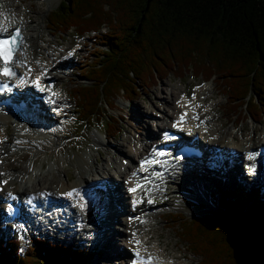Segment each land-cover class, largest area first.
I'll return each mask as SVG.
<instances>
[{
    "label": "trees",
    "instance_id": "16d2710c",
    "mask_svg": "<svg viewBox=\"0 0 264 264\" xmlns=\"http://www.w3.org/2000/svg\"><path fill=\"white\" fill-rule=\"evenodd\" d=\"M48 27L105 46L81 70L90 83L76 87L77 109L90 125L99 120L115 131L114 101H132L157 80L186 72L215 78L230 108L254 120L264 114V0H61ZM220 207L223 213L167 219L179 222L178 234L204 264H264L260 191L230 192ZM64 248L72 258L64 264L92 260L87 250ZM20 249L18 240L0 236V264H56L39 243Z\"/></svg>",
    "mask_w": 264,
    "mask_h": 264
},
{
    "label": "bare ground",
    "instance_id": "6f19581e",
    "mask_svg": "<svg viewBox=\"0 0 264 264\" xmlns=\"http://www.w3.org/2000/svg\"><path fill=\"white\" fill-rule=\"evenodd\" d=\"M1 3H5V5H2L0 8L8 7V9H14L15 7L12 3V0H4V2L2 1ZM30 18L31 17L25 15V18H23L22 20L19 19L18 22V24H21L24 27L25 34L27 36V41L24 45V51L31 62L34 64L36 71L41 72L47 77V79L52 80L51 90L48 92V94L52 93L54 97L57 98L58 94L61 95V89L63 88L62 90L65 91L66 96L61 95L62 99L60 98V104H58L57 112L50 116V118L48 119V123L34 121V119L29 118V116H27L25 113H20V115H18L15 112L14 114H11L8 111H4L5 109L0 110V130L4 128V136H2V133L0 132V143H7V145H9L7 147L0 146V154H4V161L3 159H0V174H2L0 175V200H5L2 205L0 203V206L4 205L3 207L5 210V204H7L8 200H10L12 197H43V193L45 195H53L54 199H56L59 203H63L65 201H68L66 199H69L71 202V206L73 207L74 216L77 217V225H81V227L77 226V230L75 232H71L72 236H74V238L76 239H78L79 236L81 240L84 239L92 243L96 242V244L100 245L101 248L110 250V255L117 254L109 243L116 245L120 250L117 251L120 260L115 261L114 264H130L132 262L131 251H134L136 249L149 254L154 253L157 256L155 264H178L179 257H177V255L175 256L174 254L171 255V253L167 251L168 246L171 245L170 242L163 244V241L161 240L164 230L162 231L161 228L154 225L155 222H157V218L160 216V211L158 212L159 209L155 210V208H151V206L153 205L152 198L156 195L161 194L165 199L166 196L169 198V196L172 195V203H174L179 195L184 192L190 193L192 197H194L193 199L198 201L209 199V195L212 196L215 190L217 188L219 189L218 183H216L212 179H210L211 181L209 180L207 174L205 173L209 172L210 170H207L204 166H202L196 172L191 174L188 173V178H190V183H192L193 188H191V186L189 185L188 188L179 191L178 195L174 193V191L177 189L174 186L168 184L169 182L177 183L178 177L176 175L173 176V173H168L162 176L160 180H157V182H154L150 194L146 195V197L144 196L143 192H138L136 195L128 194L126 191V185H133L127 182L128 176H131L135 171L138 170V165L136 163L140 160V157L147 154V152L152 149V145L156 143L157 139L159 138L158 135L153 134V130L152 133L147 132V136L140 138V141H135L130 136H127L125 138H122V142L118 141L114 144L110 142L112 147L111 151L109 150V148H104L106 145H108L106 144L105 139L101 138L97 132H94L92 134V137L94 140V145H96L95 150L100 153V150L103 147L105 153L107 154V157H102L104 158V163L102 165L97 164L96 159L93 158L95 157V153H93L94 151H88L89 153L86 152L85 155L77 156L73 161L72 165L76 168L78 173L77 179L72 180L70 178H66V181H58L60 180L59 175L64 172L63 166L60 164H58L59 166L57 168H54L52 166L50 167V165L48 169L46 168L47 172L51 174V178H49L44 170L45 162L42 163V167H39V165H36V158L38 155H40L39 153L41 151H44L48 147H51V144L54 140H60L61 138H65L68 135L66 132V125L62 118L68 117L73 111L74 102L72 101V98H74V93L73 90L65 86L66 81L61 71L59 73L56 71H58L61 66L64 67L63 64L65 62L62 63V61H70L71 59L65 56L60 60H56L52 52L53 50H48L46 48L44 49L46 53L48 52V58L42 60L38 57H34L33 51L37 47H39V45L36 46L35 42L31 43V39L35 37H33L34 34L29 33L31 31L29 29L31 25H28L31 21ZM4 19L7 22L4 23ZM7 19V12L3 11L2 15H0V23H3L10 29L11 27L9 26L11 25V23H13L14 20H12V17H10L8 20ZM32 27H34L32 28V30H34L37 34L36 39H40L42 26L38 22L35 26L32 25ZM29 43L31 45H28ZM82 80L89 79L85 76H82ZM57 81H60L62 83V88H60V90L57 86ZM163 89L166 92L165 95L162 96L160 93H156V98H162L164 104L162 109V112H164V114L162 115L163 120L159 123V125L157 123V130L164 131L166 127L173 124L175 117L181 112V110H184V108H189L192 114L195 115V118L193 121L188 123V127L194 129V131L200 135V144L217 149L216 145L219 144L214 141L218 140L223 147L222 151L224 150L228 153L227 150H229V155L227 156L226 152H223L221 158L218 156L219 152L216 151L214 162V167L215 164H219L220 167H224L226 169V182L229 181L227 185L232 182L231 178H237L239 180L247 178L241 173V171H237L235 163H238L240 158L245 157L246 153L251 150V148L255 150L254 152L259 150L261 147H263L264 142H260L257 147H253L251 143V145H249V142H251L250 140L253 139V136L243 138L244 141H240L239 139H237L234 132L227 131L228 137L233 139V141L229 144L228 141L223 138V136L225 135V130L221 131L220 129L225 125V123H220L222 126L216 127L215 129H212L211 126L209 127V124L211 123H207L208 121H212L211 112L213 110L217 111V107L214 103H210L207 108L205 107V105L208 104L206 103L208 99V95H206V89H208L207 87L201 86L196 89V91H194L192 99H189V94L184 91L175 93L174 88L172 90H169L168 88ZM210 92V96H214L216 93L215 87L212 88ZM28 94L32 97L30 103L38 104L40 108H43L36 99V94L32 89H28ZM169 94L171 95V98L169 97ZM170 99H172L171 104L173 106H170L168 108ZM66 104L68 105L66 106ZM198 104H200L199 107L197 106ZM161 107L162 106H160V108ZM153 112L154 111H152V113ZM224 113L225 112L223 111L222 114H219L217 119L221 120V116ZM14 117H16L15 121ZM204 117L207 118V122L202 124V119ZM57 119L61 120L60 124L59 126L56 125L55 127H53V121ZM12 122L14 124L12 128L13 130L10 128V124H12ZM233 123L236 124V120ZM28 126H32V128H34L36 132L31 131ZM243 128L242 130H244ZM256 129L258 130L257 127H253L254 133ZM10 133L12 137H9ZM212 136H217L218 139L213 138ZM63 148V146L60 147V149ZM11 160L19 163H14ZM25 161L26 163H23ZM39 164L41 165V163ZM10 168H18L19 171L10 173ZM197 173L198 175L196 176L199 179H196L194 176ZM5 180L8 181L7 184L2 183V181ZM48 181L49 184L57 182L59 183L56 184V187H46V183ZM261 182H264V180L258 182L261 184V187H263L264 184ZM17 183L18 185H20V189L17 188ZM205 183H208L209 185H206ZM43 184L45 185L44 187ZM97 184H109V187L114 189H118L115 186L120 187V189L115 191V193L111 190L107 192V195L109 196L113 195L114 193L116 196H118V194H121L122 197H119L116 200L117 202L111 200L110 204L106 205V207L110 209L109 214L112 215L111 218H109L110 222H113V220L115 222L118 221L119 223L123 224L124 227L122 226L121 228L117 225L113 227L112 224L114 223L111 224L106 220L100 219L98 212H93V210L90 208L91 204H93V201H97L95 199L97 194L102 193V191H97L96 193L91 192L90 196L87 195V193L90 192V188ZM124 187L126 188V190H124ZM73 188L77 189L78 195L76 193L73 198H70L66 194ZM199 189L201 190L199 191ZM133 197H136V201L130 204V202H132L130 201V199L132 200ZM127 198H129L128 201L126 200ZM131 214H135V219L133 222H130L129 220V216ZM1 216L2 217L0 218V221H2L5 225L7 216L6 214H3ZM91 221H95V223H107L103 225L105 230L100 234L99 238L97 235L99 228H93L92 224H90ZM165 225L169 224H163V226ZM151 233L154 234V236L150 235ZM27 235L28 234H26V238ZM120 239H122L123 243L119 241ZM135 240L141 241V244L138 248L133 246ZM149 240L150 243L153 244L152 247L148 246ZM177 244L178 242L174 241V244L172 245L177 249ZM186 250L187 248L184 251ZM179 255L181 256V260L187 258L186 253L183 251Z\"/></svg>",
    "mask_w": 264,
    "mask_h": 264
},
{
    "label": "rangeland",
    "instance_id": "374dc122",
    "mask_svg": "<svg viewBox=\"0 0 264 264\" xmlns=\"http://www.w3.org/2000/svg\"><path fill=\"white\" fill-rule=\"evenodd\" d=\"M2 1L4 2V0H0V7L2 5H5V3L4 4L1 3ZM60 1L61 0H46V1L12 0V3L15 6L14 9H8V7H6V8H0V10L6 11L8 19L12 17V20H14L13 23H18L19 19L22 20L23 18H25V15L31 17L30 18L31 21L28 24V25H31L29 27V29L31 30L29 33L34 34L33 37H35L31 39V43L35 42L36 46L39 45V47H37L38 49L36 48L34 50V47H33L34 57H41L43 59L48 58L47 57L48 52L46 53L44 48L48 50L52 49L54 56L58 58H60L62 55L73 57L68 63L69 65H71V70L65 73L62 71L63 69H65V68H62L63 67L62 66L60 70L56 71L58 73L62 71L61 73L64 76V79L66 81L65 86L72 90L78 84H81L83 82L79 72L84 68L83 66L87 65L89 60L92 61L96 57L95 56L97 53L96 47H104V46L103 44H100V42H98L99 40L97 41L95 37L76 38V34L73 32H70L69 34H63V35L60 33L53 34V32H51L48 29L49 12H51L52 9H55L58 6ZM38 22L42 26V32H41L40 39H36L37 34L34 30H32V28H34L32 27V25L35 26ZM29 45L31 44L29 43ZM219 85H220L219 82H217L215 78L208 80L206 82L203 76L193 77L191 72L183 73L182 77H177L174 74H170L164 79H160L159 81L157 80L151 87L147 88L143 94H141L139 97H136L132 101H126L123 98H120L115 102V105L117 106V108L110 109V113L112 116L120 115L121 117V121H120L121 126L119 128L121 132L114 137H106L104 135L103 127L91 129L88 123L77 121L76 120L77 114L73 106L72 113L68 117L62 118V120L64 121L66 125V128H67L66 132L68 135L65 138H61L60 140H54L55 142L54 141L52 142L51 147H48L46 150L41 151L39 153L40 155H38L36 158L37 160L36 165L37 166L39 165V167H42V163L45 162L44 163L45 173L47 174L49 178H51V174L47 172L49 165L50 167L52 166L54 168H57L59 166L58 164H60L63 166L64 172L59 175L60 180L58 181H61V182L66 181V178L75 180L78 178L77 177L78 173H77L76 168L72 164H73L74 159L77 156H80V155L82 156V155H85L86 152L89 153L90 151L91 152L94 151L93 153H95V157L93 158L96 159V162L99 165H102L104 163V158L102 157H107V154L105 153V150L103 149V147L101 148L100 153L95 150L96 145H94V140L92 137V134L94 132H97L101 138L105 139V142L108 145H106L107 147L105 146L104 148H107V149L109 148L110 151L112 148L110 142L113 144L118 141L122 142V138H125L127 136H130L135 141H140V138L145 137L144 136L145 133L147 132L152 133V130H153V134H155L156 129H157V123L159 125V123L163 120L162 115L164 114V112H162L163 111L162 109L164 106L163 99L158 98V97L156 98V93L157 94L160 93L162 96L165 95L166 92L164 91L163 88H166V89L168 88L169 90H172L174 88L175 93L184 91L187 94H190V92L195 90L197 86L207 87L208 89H206V93H207L206 95H208V99L206 103L208 102L214 103L216 104V107H217V111L213 110L211 112L212 121H208L207 123V124L211 123L209 124V127L211 126L212 129L213 128L215 129L216 127H221L222 125L220 123L223 122L225 123V125L222 126L220 129L221 131L225 130L224 131L225 135L223 136V138H225L229 144L233 141V139L228 137L227 131L234 132L237 139H239L240 141H244L243 138L253 136L252 137L253 139L250 140L251 142H249V145L252 144L253 147H257V145H259L260 142H264V114L261 117V121L256 122L252 120L251 118H249L246 115V112L244 111V109L241 107L236 108V109L230 108L231 110H233L232 112H230L225 96L221 91L222 88ZM57 86L59 87V90H60V88H62V83L60 81H57ZM214 87H215L216 93L214 96H210L211 95L210 91ZM62 89H61V95L66 96L65 91ZM169 97L171 98L170 94H169ZM72 101L73 102L75 101L74 98H72ZM171 101L172 99H170L168 108L170 106H173L171 104ZM68 104H66V106ZM160 106L162 107L160 108ZM152 111L154 112L152 113ZM223 111L225 113L221 116V120H218L217 119L218 115L222 114ZM237 119H240V121L234 124L233 122L235 120L237 121ZM60 121L61 120H58V119L53 121V124H54L53 127H55L56 125L59 126ZM13 126L14 124L13 125L10 124L11 129L13 128ZM253 127L258 128V130L257 129L255 130V133L253 131ZM242 128L244 130H242ZM34 131L36 132V130ZM0 132L2 133V136H4L3 135L4 128L0 130ZM9 137H12L11 133L9 134ZM212 137L218 139L217 136H212ZM214 142L219 144L217 145L218 147H222L218 140H215ZM0 146L7 147L9 145H7V143H4V144L0 143ZM61 146H63L64 148L60 149ZM0 157H2L0 159H3L4 161V154H0ZM11 161H13L14 163H19L14 160H11ZM23 163H26V161ZM39 163H41V165ZM17 171H19L18 168L9 169L10 173H14ZM205 174H207L209 180L212 179L216 183H218L219 189H223L224 191H227L228 188H230L234 190L235 192H239V190L243 188V189H250L252 191V195H254L253 191L261 186L260 183L259 184L256 183L255 185L252 184L250 179H245L240 184L236 182V178H233V179L231 178L232 182L227 185L229 181L226 182L227 177L224 179L223 177L226 175L221 173L220 170L219 171L214 170L212 171V173L206 172ZM196 175H198V173L195 174L194 176L196 179H199ZM182 179L183 178L179 177L177 179V183H174V182L168 183L177 189L174 191V193L177 195L179 194V191L187 188L186 183H184ZM57 183L49 184V181H48L46 183V187H49V186L56 187ZM206 185H209V184L207 183ZM16 186L18 189H20V185H18V183ZM44 186L45 185L43 184V187ZM219 189H217L214 192V195L212 196V198L215 200H217L218 198L216 193ZM171 196H169V198L166 196L164 199V196L160 194V195H156L153 198V201H156V202L158 201V202L157 204H153L152 208H155V210L159 209L158 212L160 211V216L157 218V222H155L154 225L156 227L161 228L162 231L164 230L163 237L161 240L163 241V244L170 242L171 245L168 246L167 251L170 252L171 255L174 254L175 256L177 255V257H179L178 264H181V263L182 264L183 263L184 264L185 263L186 264H202L201 257L193 255L189 251L188 244L184 242L182 238L180 237V235L178 234V227L176 224H179V222L172 220L171 224H169V222L165 220V216L169 212H182L188 218L204 216L207 214L217 212L218 202L214 201L213 199L208 200L206 202L205 201L203 202L202 200L198 201V200L193 199L194 197H192L190 193L183 192L181 195H179V197L175 200V202L172 203ZM262 196L264 197V189H263ZM185 200L192 202L193 205L187 204ZM4 201H5L4 199L0 200L1 205L4 203ZM247 202L248 203L252 202L250 197L247 199ZM211 203L214 206H212ZM3 206H0V218L2 217L1 215L4 211ZM116 223L118 227H122V226L124 227V225L119 223L118 221H116ZM167 223L169 225L163 226V224H167ZM7 228L9 229L7 230L5 234L8 237L14 236L15 238L16 233L14 230L16 227H13V226L7 227L3 224L2 221H0L1 233H3L4 229L6 230ZM150 235L154 236V234L152 233ZM119 241L123 243L122 239H120ZM174 241L178 242L177 249L172 245L174 244ZM33 243H34V239L31 236H27V239L24 242L23 241L21 242V247L24 250L28 246L32 245ZM52 243L55 245L57 244L59 248L56 249L55 245L53 246ZM67 244L69 245L72 244L73 246L74 245L81 246L87 250H91L93 252L92 261H89L88 264H114L115 261L120 260V258L118 257L119 254L117 253V251H120V250L118 249L116 245L109 243L110 246L114 249V251H116V254H117V255H113V254L110 255V250H107L106 248H101V246L96 244V242L92 243L84 239L81 240L79 236H78V239L76 238L64 239L62 237L58 238L56 236H51L50 245L47 246L46 244H42V246L45 247L46 252H48L51 255L54 254L56 264H64L66 260L72 259L70 256H68V253L61 246V245H67ZM152 245L153 244L148 243V246L151 247ZM186 248L187 250L184 251ZM182 251L186 253L187 258L181 260V256L179 254L182 253Z\"/></svg>",
    "mask_w": 264,
    "mask_h": 264
},
{
    "label": "snow or ice",
    "instance_id": "6c2138e0",
    "mask_svg": "<svg viewBox=\"0 0 264 264\" xmlns=\"http://www.w3.org/2000/svg\"><path fill=\"white\" fill-rule=\"evenodd\" d=\"M0 34H7L3 36V38H0V58L3 59L5 64L3 75L9 77L16 76L17 73L12 71L9 67H7V65L13 60L14 53L16 52L18 47V41L22 43L21 31L19 28H15L13 31L10 32L7 26H5L3 23H0ZM163 154L164 153H160V155ZM2 183L7 184L8 181L5 180L2 181ZM133 191H135V189H133ZM66 195L72 196L73 193L70 192L67 193ZM137 255H139V253H137Z\"/></svg>",
    "mask_w": 264,
    "mask_h": 264
}]
</instances>
